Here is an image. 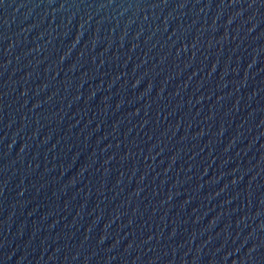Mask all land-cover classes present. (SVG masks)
Masks as SVG:
<instances>
[{
    "label": "water",
    "instance_id": "water-1",
    "mask_svg": "<svg viewBox=\"0 0 264 264\" xmlns=\"http://www.w3.org/2000/svg\"><path fill=\"white\" fill-rule=\"evenodd\" d=\"M0 264H264V0H0Z\"/></svg>",
    "mask_w": 264,
    "mask_h": 264
}]
</instances>
